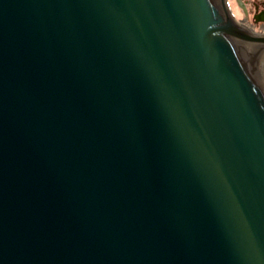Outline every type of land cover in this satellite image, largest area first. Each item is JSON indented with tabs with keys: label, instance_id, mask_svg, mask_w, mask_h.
<instances>
[{
	"label": "water",
	"instance_id": "water-1",
	"mask_svg": "<svg viewBox=\"0 0 264 264\" xmlns=\"http://www.w3.org/2000/svg\"><path fill=\"white\" fill-rule=\"evenodd\" d=\"M242 27L224 0H0V264H264Z\"/></svg>",
	"mask_w": 264,
	"mask_h": 264
},
{
	"label": "flooded vegetation",
	"instance_id": "flooded-vegetation-1",
	"mask_svg": "<svg viewBox=\"0 0 264 264\" xmlns=\"http://www.w3.org/2000/svg\"><path fill=\"white\" fill-rule=\"evenodd\" d=\"M215 1L219 2V0ZM230 1L231 0H225L230 11L234 15ZM234 2L240 7L241 10H239L242 13L241 17H236V15H234L236 20L239 21L242 26L252 30L258 36L264 37V0H234ZM257 62L259 64L261 63L259 57Z\"/></svg>",
	"mask_w": 264,
	"mask_h": 264
},
{
	"label": "rangeland",
	"instance_id": "rangeland-1",
	"mask_svg": "<svg viewBox=\"0 0 264 264\" xmlns=\"http://www.w3.org/2000/svg\"><path fill=\"white\" fill-rule=\"evenodd\" d=\"M230 3H231V8H232V11H233L234 15H236V17H241L242 16V13L240 11L241 9L237 5V3H235L234 0H231Z\"/></svg>",
	"mask_w": 264,
	"mask_h": 264
},
{
	"label": "bare ground",
	"instance_id": "bare-ground-1",
	"mask_svg": "<svg viewBox=\"0 0 264 264\" xmlns=\"http://www.w3.org/2000/svg\"><path fill=\"white\" fill-rule=\"evenodd\" d=\"M222 1V0H221ZM225 1V0H224ZM242 28H244V30H249V31H251L250 29H248V28H245L244 26L242 27Z\"/></svg>",
	"mask_w": 264,
	"mask_h": 264
}]
</instances>
